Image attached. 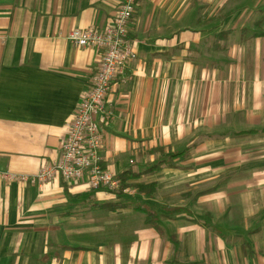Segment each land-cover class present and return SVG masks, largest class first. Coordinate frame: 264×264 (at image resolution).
<instances>
[{
  "label": "crops",
  "instance_id": "obj_1",
  "mask_svg": "<svg viewBox=\"0 0 264 264\" xmlns=\"http://www.w3.org/2000/svg\"><path fill=\"white\" fill-rule=\"evenodd\" d=\"M121 2L0 0V171L58 160L103 56L67 36L103 32ZM127 38L101 166L154 192L0 180V264H264V0H137ZM114 217L118 235L90 237Z\"/></svg>",
  "mask_w": 264,
  "mask_h": 264
},
{
  "label": "built area",
  "instance_id": "obj_2",
  "mask_svg": "<svg viewBox=\"0 0 264 264\" xmlns=\"http://www.w3.org/2000/svg\"><path fill=\"white\" fill-rule=\"evenodd\" d=\"M136 1L122 0L112 23L103 32L73 30L68 34L67 39L73 44L102 50L103 56L91 87L81 96L68 125L59 158L41 167L32 177L0 171V180L42 186L61 177L66 182L83 181L89 189L104 191L112 196L121 190L120 179L101 166L100 122L106 121L111 115L105 107V99L112 81L117 75H122L127 64L136 57L133 45L127 38ZM122 192L134 194L128 188Z\"/></svg>",
  "mask_w": 264,
  "mask_h": 264
},
{
  "label": "trees",
  "instance_id": "obj_3",
  "mask_svg": "<svg viewBox=\"0 0 264 264\" xmlns=\"http://www.w3.org/2000/svg\"><path fill=\"white\" fill-rule=\"evenodd\" d=\"M176 155H172L170 156V160L172 158H175ZM163 165H169L171 166L172 163L170 161H168L167 159L166 160H160L158 163H156L154 166H152L151 168H149L146 172H156V171H159L161 169V167ZM136 178L138 177L137 174L134 173V175L130 172H126V173H123L121 176H119V179H120V182H121V190L119 192H117L115 194V197L116 198H120L121 196H123V192L122 190L124 188H133L135 190V193L136 194H152L154 192V186L153 184H150V185H142V184H134V185H130V184H127V180L129 179H132V178ZM101 208L107 210V211H111V212H114L115 210L117 209H120V208H123V207H126L125 204H121L119 201L118 202H114V203H108V204H105V205H102L100 206Z\"/></svg>",
  "mask_w": 264,
  "mask_h": 264
},
{
  "label": "rangeland",
  "instance_id": "obj_4",
  "mask_svg": "<svg viewBox=\"0 0 264 264\" xmlns=\"http://www.w3.org/2000/svg\"><path fill=\"white\" fill-rule=\"evenodd\" d=\"M116 218L117 217L112 218V220H113L112 223L115 224V225L110 224V228H108L110 230L107 229L108 231H106L105 233L102 232V229H99L100 230L99 232H93V233H88V234L90 235L91 238H93V237H101V236H104V235H118V233H119L118 230L120 231V229H121L120 227L121 226H119L117 224H122L124 222L121 221L120 219L117 220Z\"/></svg>",
  "mask_w": 264,
  "mask_h": 264
}]
</instances>
